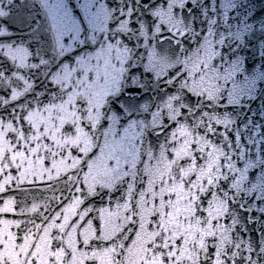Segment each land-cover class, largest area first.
I'll return each mask as SVG.
<instances>
[{"label": "snow or ice", "instance_id": "6c2138e0", "mask_svg": "<svg viewBox=\"0 0 264 264\" xmlns=\"http://www.w3.org/2000/svg\"><path fill=\"white\" fill-rule=\"evenodd\" d=\"M0 264H264V0H0Z\"/></svg>", "mask_w": 264, "mask_h": 264}]
</instances>
